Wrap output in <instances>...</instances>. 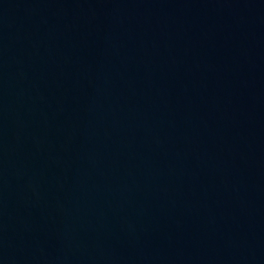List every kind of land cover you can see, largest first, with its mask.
<instances>
[{
    "label": "water",
    "instance_id": "1",
    "mask_svg": "<svg viewBox=\"0 0 264 264\" xmlns=\"http://www.w3.org/2000/svg\"><path fill=\"white\" fill-rule=\"evenodd\" d=\"M0 264H264V0H0Z\"/></svg>",
    "mask_w": 264,
    "mask_h": 264
}]
</instances>
